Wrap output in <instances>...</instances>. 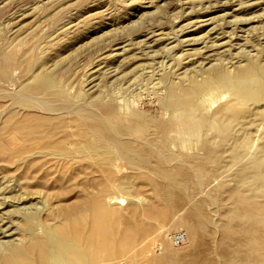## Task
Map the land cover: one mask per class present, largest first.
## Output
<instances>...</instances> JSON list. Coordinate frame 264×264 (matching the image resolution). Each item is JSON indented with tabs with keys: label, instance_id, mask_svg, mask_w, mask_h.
Here are the masks:
<instances>
[{
	"label": "rangeland",
	"instance_id": "obj_1",
	"mask_svg": "<svg viewBox=\"0 0 264 264\" xmlns=\"http://www.w3.org/2000/svg\"><path fill=\"white\" fill-rule=\"evenodd\" d=\"M219 1L0 0V58L13 61L12 67L8 72H3V68L0 66V101L14 99V97L18 98L21 95L24 98L31 97V101H25L21 105H26V103L36 105L34 102L36 99H32L49 98L57 102L67 103L69 112H72L75 108L77 109L78 106H86V108L99 112L100 109L96 103L103 99L115 105L117 112H119V116L117 115L118 120L123 122L136 116H130L131 113H137L143 120H166L172 116L171 111L163 105L166 95V79L168 78L175 82H188L189 77L193 73L194 76L198 73L196 76L197 82L205 83L208 80L207 87L205 86L206 88L198 93L200 97L205 99L201 110L209 114L213 113L216 117L221 114L218 120L219 132L213 134L215 140L211 144L214 147L212 148L213 151H208L210 154L206 151L207 149H204L203 145H195L192 142L193 147L189 142H186V146L182 142L179 143L171 139L172 144L170 146V139L162 140L163 134L155 130L152 125L143 126L139 130H131L130 134H127L129 131L126 132L127 136L132 138L131 140L125 134L123 135V138L126 137L128 141L130 140V143L133 139L134 141L135 139L139 140L136 142L132 141L131 145L140 158L134 163H129L126 158L114 155L108 164L109 171L101 167L103 166L101 161H99L101 165L97 161L100 166L98 167V165H95V161L85 157L79 160L81 165H77L80 172L76 169L77 167L73 168L72 170L75 169L73 175L71 169L66 167L68 169L66 170L64 166H58L57 161L59 159L55 160V162L48 161L49 157H42L43 155H41V159L40 155L36 154L39 155L40 160L36 155L29 156L31 160H34L33 162L30 160V164V161H28L29 157L27 158L28 160L15 158L16 154L14 151L17 146L14 143L9 146V149L5 150L0 145V164L6 165V167H0V219L2 220H0V243L7 241L6 239L9 240L10 237L12 238L11 240H17L21 237L24 211L33 210L32 212L36 214L37 223L47 222L53 218L51 220L55 222V225H58L61 220L63 225L65 224L63 223V218L60 219L61 217L56 216V214H59V210L64 209V207L75 204L74 197L76 195V198L81 194L82 196L92 195L93 192L95 195H98L96 194L98 192L104 195L105 191L110 189L107 191V195L108 193L110 194V196L108 195L109 197L106 196L107 199L113 197L117 200L113 201L112 199V202L109 200V208L112 205L110 209L113 210L114 208L115 212L118 209V212L121 213V216L119 213L115 216H120L121 221L124 220L123 217L132 221L138 215L141 225L150 227V231L148 230L149 236L147 232V237L144 234L141 239L146 237L151 242L148 240L149 243L145 242L147 245L143 244L137 250L136 246L138 245L136 244L141 241L139 238L137 243L129 244L130 246L128 245L127 249L122 251V253L112 257L101 254L99 257L97 256L95 262L93 260L92 264H158L159 262L152 261L153 255H155L154 258L156 254L158 258H161L169 252L172 255L164 259L161 264H180L182 260L186 261L184 264H226L222 250L220 252V248L217 251L215 250V246L216 249L220 246V239L223 235L224 230L221 229V226L232 221V216H235L233 209L236 208L234 206L237 205L236 199L239 196H254L253 187H250L247 180V175L253 171L251 161L249 163L248 161L251 155L254 154L255 156V154L264 152V0H240L239 2L238 0H229L231 3L225 0ZM204 6L208 9H205ZM219 7L222 11L219 10ZM224 8H227L228 11L230 10L236 16L230 11L227 14V10ZM235 10L237 12L241 11L237 13ZM204 17L209 20L210 25L209 22L207 23L208 25H202ZM232 17L238 18V20L236 19L235 21ZM242 17L244 18L240 19ZM246 17H248V20ZM199 18L202 20H199ZM211 24H213V27L217 24V27H214L215 30L211 27ZM237 24H241L240 27ZM196 27L197 29H195ZM245 28L248 29L245 30ZM210 29L211 31H209ZM224 29H229L231 32ZM178 32L180 33L178 34ZM182 32L184 33L181 34ZM226 32L228 33L226 34ZM204 33H210V36L207 34V37V35H203ZM243 33H245V37ZM194 34H199V36L195 37ZM145 36L148 38H145ZM226 36L228 39H226ZM209 37L210 39L207 40ZM197 38L200 39L197 40ZM237 38H239L240 42H238ZM187 39L189 41L192 40V42L190 41L189 44ZM223 39L226 40L222 41ZM150 40L153 41L151 42ZM184 40L186 43H184ZM236 40L238 41L236 42ZM147 43L151 44L149 48L146 46ZM209 43H212L215 47L212 44L209 45ZM179 44L182 46L180 47ZM203 47L206 48L203 49ZM197 48L199 51L202 48L203 50L200 52L205 53V55L200 52L198 54ZM147 49L149 51H146ZM185 50L187 51L186 53ZM204 50L212 51V54L207 51L210 54V58L207 57L208 54ZM195 51L196 53H194ZM211 56H215L214 59L219 58L218 61L220 63L216 64H219L220 67L212 70V74L205 75L202 68H205L206 65L209 66L211 64L209 62H213L214 59L212 60L213 57ZM202 57H204V60H202ZM199 58H201V61ZM189 59L190 61H188ZM29 65L36 70L40 66H44L52 71L56 83H51L50 90L34 91L26 87L28 79H25L28 76L27 72L30 71ZM96 69L102 70L97 71ZM197 70L198 72H196ZM241 70H245L244 75L241 74ZM100 73L102 76H99ZM90 81L98 82L92 83V86ZM98 84L99 88H97ZM93 87L94 90L90 92L88 89H93ZM86 89L88 92H86ZM91 96L97 98L99 96V98L95 99V97ZM218 107L222 110V113H215ZM15 114H18L17 116L19 117V112ZM2 118L1 121H3ZM1 121L0 139L2 136L1 130L3 129ZM207 130L209 132L214 131L210 130V128ZM167 131H169L168 134L170 133L167 138L174 136L175 130L170 131L169 129ZM244 134L243 142L237 145L235 141ZM165 141L166 143H164ZM220 141L223 142L221 147L218 144ZM178 143L180 146H178ZM163 144L166 145H164L165 149ZM188 145L190 148H188ZM183 146H186L191 155ZM161 149L168 151L163 152ZM234 149L241 150V154L235 156ZM169 150H171V153L174 152L172 156H170ZM214 152H216L215 155ZM180 153L182 155L184 153V156H180ZM47 158L48 160H46ZM36 159H38V162L35 161ZM88 159L91 160V163ZM25 160H27L26 166ZM42 161L47 162L44 164ZM21 162L23 163L21 164ZM28 162L30 165H28ZM151 162L152 164H160L159 166L164 169L154 171L151 167ZM53 163L58 164L59 170L57 167L55 171H52V168L56 167L55 164L54 166L51 165ZM84 163L89 165L88 167L85 165L86 170L83 167ZM40 164L42 168L39 169ZM48 164H50L51 168H47ZM245 164L248 166L243 167ZM27 165L31 167L27 169ZM44 165L47 171L43 169ZM92 165L93 167H91ZM13 167L15 168L13 169ZM94 167L98 172L93 169ZM91 168L93 170L90 171L89 169ZM99 168L102 169V172L104 170L103 174L101 171L99 172ZM19 169H21L20 173ZM38 169L39 171L37 172ZM65 170L67 172H64ZM49 171L54 172V174L52 172L49 174ZM163 171H166V174L171 172L170 174L176 178L178 177L177 182L175 184H167L168 177ZM68 172L69 174H66ZM76 172L79 176L74 177L72 180H67L71 176H75ZM44 175L50 177L48 178ZM88 175L90 176L88 177ZM103 175H105L106 181L102 179L104 178ZM57 177L62 179L59 181ZM97 177H101L105 184L103 181L100 184L99 181L101 179H97ZM110 177L115 182L111 180L106 185L107 179H110ZM79 178L82 179L80 180ZM82 180L85 186L81 185L80 182ZM119 181L128 182V186L116 188L119 187ZM75 182L78 183L76 184ZM116 182L118 185L115 184ZM70 183L72 184L71 187L70 185L68 186ZM96 183L101 186L96 185ZM111 183L114 185L108 186ZM93 184L96 188L93 187L92 189ZM63 188L64 190L66 188L65 192L62 190ZM173 188L180 190V193H171ZM86 189L90 194L85 192ZM104 189L105 191L103 192ZM72 198L75 201L73 204ZM54 199L57 200V204ZM66 199L68 200L66 201ZM256 199L259 201L263 200L262 198ZM61 200H65L69 204L67 205ZM59 203L61 207L63 206L62 209H57L58 206L60 207ZM148 203L151 204L149 205ZM196 205L200 208L201 217L205 221L204 226L197 228V234H193L192 232L194 231L187 229L190 225L188 223L189 220L188 222L185 221L187 224L183 222L191 217L190 222L193 223L196 217L194 214H190ZM53 207L54 211H58L55 214L52 211ZM163 213H166L164 214L165 216ZM47 216L49 218L46 220ZM181 217L184 219H181ZM9 220L13 223H8ZM55 220L60 221L56 223ZM215 225H218V227ZM16 226H19V228ZM14 227L17 229H14ZM190 229L193 230L191 227ZM16 231L19 233L15 234L17 233ZM219 232L220 234H218ZM178 234L181 236L180 238H177ZM192 234L197 236L193 238ZM240 234L244 236V233ZM255 234L258 235V233ZM5 235L7 236L6 239ZM241 236L239 235V237ZM3 237L4 239L2 240ZM216 239L219 242L218 244L215 243ZM149 244L153 247L146 248ZM134 245L136 251L133 250ZM251 246L249 244L247 248ZM133 251L134 253H132ZM217 254L221 256L218 258L219 255Z\"/></svg>",
	"mask_w": 264,
	"mask_h": 264
},
{
	"label": "bare ground",
	"instance_id": "obj_2",
	"mask_svg": "<svg viewBox=\"0 0 264 264\" xmlns=\"http://www.w3.org/2000/svg\"><path fill=\"white\" fill-rule=\"evenodd\" d=\"M225 1H229V0H225ZM232 1H234V0H232ZM239 1L240 0H238V2ZM238 2H236V3H238ZM212 4H211V7H212ZM217 4H220V3H217ZM238 5H240V4H238ZM205 6H207V5H205ZM205 6H204V8L208 9L207 8L208 6L207 7H205ZM213 6H214V4H213ZM224 9L227 10V8H224ZM219 10H221L220 7H219ZM229 11L227 10V14ZM239 11H241V10H239ZM224 12H225V10H224ZM231 13L233 15H235L233 12H231ZM219 15H220V13H219ZM206 18H207V16H206ZM210 18H211V23H212V16ZM243 18L244 17H242L240 19H243ZM246 18L248 20V17H246ZM232 19L235 21H236V19L238 20V18H233V17H232ZM184 20H185V18H184ZM190 20L192 21V19H190ZM199 20H202V19L199 18ZM220 20L222 21V19H220ZM220 20H218V21L220 22ZM250 20H251V17H250ZM227 21L231 22L229 20H227ZM198 22H200V21H198ZM198 22H197V24H198ZM208 22H209V20L205 19V17H204V19L202 20V25L204 26ZM187 23H189V22H187ZM184 24H186V23H184ZM213 24H211L212 25L211 27H213ZM226 24H227V22H226ZM209 25H210V22H209ZM216 25H214V27ZM240 25H238V26L240 27ZM211 27L209 26V28H211ZM229 27H231V25H229ZM242 27H241V29H242ZM195 29H197V27ZM246 29H248V28H245V30ZM214 30H215V28H214ZM216 30H218V29H216ZM195 31H197V30H195ZM209 31H211V29ZM225 31L231 32L229 29L228 30L226 29ZM198 32H200V31H198ZM179 33L180 32H178V34ZM183 33L184 32H182L181 34H183ZM202 33H203V31H202ZM227 33L228 32H226V34ZM207 34L204 33L203 35H207ZM236 34H237V32H236ZM243 34L245 37V33H243ZM208 35H207V37H208ZM193 36H190V37L194 38ZM196 36H199V34L195 35V37ZM215 36H216V32H215ZM234 36H236V35H234ZM146 37L147 36H145V38ZM230 37H231V35H230ZM213 38H215V37H213ZM157 39H156V41H157ZM199 39L197 38V40H199ZM209 39H210V37L207 38V40H209ZM226 39H228V37ZM226 39H223L222 41H224ZM237 39L239 40V38H237ZM197 40H194V41H197ZM204 40H206V38H204ZM211 40H210V42H211ZM232 40H233V38H232ZM238 40H236V42ZM150 41L152 42L153 40H150ZM187 41H189V40L187 39ZM190 41L192 42V40H190ZM190 41L188 42L189 44H190ZM177 42H178V39H177ZM238 42H240V40ZM181 43L183 44V42H181ZM184 43H186L185 40H184ZM114 44H112V45H114ZM211 44L209 43V45H211ZM228 44H229V42H228ZM119 45H121V44H119ZM144 45H146V44H144ZM149 45H151V44L147 43L146 46L149 48ZM156 45H158V43H156ZM232 45L234 46V44H232ZM179 46H180V44H179ZM143 47H145V46H143ZM155 47H157V46H155ZM115 48H113V49H115ZM204 48H206V47H203V49ZM152 49H151V51H152ZM203 49L201 48L200 51ZM214 49H217V48H214ZM225 49H227V48H225ZM180 50H182V49L180 48ZM209 50H211V49H209ZM146 51H149V49H147ZM153 51H154V49H153ZM197 51H198L197 52L198 54L201 53L198 48H197ZM204 51H206V50H204ZM207 51H206V53H207ZM214 51H216V50H214ZM118 52H120V51H118ZM186 52L187 51L185 50V53ZM209 52L210 51H208V53ZM220 52H222V51H220ZM194 53H196V51ZM210 53L212 54V51ZM201 54L205 55V53H201ZM222 55H224V54H222ZM204 57H206V56H204ZM204 57H202V60H204L203 59ZM207 57L210 58V54H208ZM211 57H213V56H211ZM214 57L212 58V60L214 59ZM218 59L219 58H215L213 60V62L208 61L211 64L209 66L206 65L205 68H202V66H201L202 64L200 62V64H201V65L199 64L200 67L202 69H204V72H203V70H202V72L205 73V75L206 74H208V75L212 74V70L220 67L219 64H216V63H220L218 61ZM199 60L201 61V58H199ZM188 61H190V59ZM104 62H105V60H104ZM188 63H191V62H188ZM204 63H206V62H204ZM12 64H13V61L3 60V58H0V66L3 68V72H8L11 69ZM194 65H195V63H194ZM101 66H103V65H101ZM101 66H99V67H101ZM29 67H30V65H29ZM96 70L98 71V70H102V69H96ZM196 72H198V70ZM240 72L242 75H244L245 70H241ZM199 73H200V71H199ZM193 74L189 77L188 82H184V81L175 82L173 80H169L168 78L166 79V83H165L166 95H165V100L163 102V105L168 110L171 111V115H172L171 117H169L166 120H160V119H155L153 121L143 120L142 117H139V115L137 113H131L132 115L130 114V116L136 115L137 117L135 116L136 117L135 118L133 116L134 118H129V120H125L123 122L121 120H118V116H119L118 113L119 112H117V110H116L117 108L115 107V105H113V103H110V102L105 101L103 99L101 101H99L98 103H96V105L99 106V109H100L99 112L96 110L89 109L88 107L86 108V106L85 107L84 106H80V107L78 106L77 109L76 108H75V110L72 109L73 111L69 112L70 110L69 111L67 110L68 109L67 107L69 106V105L67 106V103L57 102L56 100L49 99V98L41 99V100H38L40 98L32 99V100L36 99L34 101L36 103V105L31 104V103L30 104L26 103V105H21L25 101H28V100L31 101V99H30L31 97L30 98H24V97H21V95L18 98L14 97V99H10V100H6V99L3 100L2 99L3 101H0L1 102L0 103V121H1V117H3L2 118L3 121H1L2 122L1 124L3 125V129L1 130L2 136L0 139V145L5 150L7 148L9 149V146L14 143V145L17 146V147L15 146L16 148H15L14 152H15L16 156L15 155L14 156H15V158L18 157L21 160L27 159L29 156L36 155V154H39L40 158H41V155H43L42 157H44V156L49 157V160H48V158L46 159L48 161H54L55 162V160L59 159L57 161V163L59 165L58 164L57 165L58 166L62 165V167L64 166L65 169H66V167L71 169L73 175H74L75 169L74 170H72V169L76 168V167H77L76 169H78L77 165H81V162L79 160L82 158H85V157L95 161L96 166L98 165L97 161L98 162L101 161L103 164V166H101V167L102 168L104 167V169L106 171H109L108 164H109L110 159L113 158L114 155L126 158L127 160H129V163L136 162L137 159H139L140 157L137 156L136 150L131 145V143H132V141H134V139L130 143V140L132 138H130V136H127V134H130L131 130L132 131L137 130V129L139 130L143 126H151L152 125L155 130H157L158 132H161V134H163L162 135L163 137H161L162 140L170 139V143L168 141L169 145L172 144V140H175L176 142L178 141L179 143L182 142V144H184V145H186V142H189L190 144L192 142V143H195V145L196 144L197 145L198 144L203 145L204 149H207L206 150L207 152L213 151L212 148L214 146L212 147L213 144H211V143L213 142V140H215V138H213V134L215 132L216 133L219 132L220 127H219L218 120L221 117V116H219L221 114H218L216 117V116H214L213 113L209 114L208 112H204L201 110L203 107V104L205 102V99L200 97L198 93H199V91H202L207 87L206 84L208 83V80L205 83L197 82L196 80H198V79L196 76L198 75V73L196 76H194ZM27 75H26L27 78L25 77L26 78L25 80L28 79L27 83H26V87L28 89H31L34 91L50 90L51 85H52L51 83H56V80L54 79V77L52 75V71L48 68H45L44 66H40V68H38L37 70L35 68L30 67V71L27 72ZM99 76H102L101 73ZM98 81H96V82H98ZM103 81H104V79H103ZM96 82L92 81L91 84L96 83ZM59 83H61V82H59ZM23 84H24V82H23ZM92 86H93V84H92ZM94 87H93V89L90 88L92 90H90V89H88V90L91 92L94 90ZM97 88H99V84H98ZM88 90L86 92H88ZM0 93H1V91H0ZM95 96H91V97H95ZM26 97H28V96H26ZM96 98L97 97H95V99ZM98 98H99V96H98ZM91 99H94V98H91ZM34 102H32V103H34ZM64 103H65V105H64ZM219 107L216 109L215 113L216 112L222 113V110H220V108L223 107V105H221L220 108ZM17 112H19V117L17 116L18 114H15ZM69 114H71V115H69ZM120 115H123V114H120ZM120 117H122V116H120ZM125 117H127V116H125ZM215 117H216V119H214ZM125 122H127V123L125 124ZM209 128H210V130H214V131L209 132L207 130ZM169 129H170V131L175 130L174 136L167 138V135L170 134V133L168 134L169 131H167ZM128 131H129V133L126 134V132H128ZM152 132H154V131H152ZM165 133H166V135H165ZM124 134L126 135V137H128L130 139L129 141L126 139V137L123 138ZM157 135H159V134L157 133ZM161 138H160V140H161ZM244 138H245V134L243 136L239 137V139L235 141V142H237L236 144L239 145L241 142H243ZM137 140L135 139L134 142H136ZM154 140H156V139H154ZM159 142H163V141H159ZM164 143H166V141ZM222 143H223L222 141L218 142L220 147L222 146ZM164 145L165 144H163V146ZM165 146H164V149H165ZM178 146H180V144ZM186 146H183L184 149H186V151H189V150H187ZM191 146H192V144H191ZM173 147H174V145H173ZM173 147H172V149L174 150ZM12 148H14V147H12ZM188 148H190L189 145H188ZM217 148H218V146H217ZM0 149H1V147H0ZM161 150H163V149H161ZM154 151H156V150H154ZM167 151L163 150V152H167ZM169 151L171 153V150H169ZM238 151H239L238 149H234V153H235L234 155L235 156H237L238 154H241V150L239 152ZM159 152H161V151H159ZM216 152H218V150H216ZM216 152H214V155ZM152 153H153V151H152ZM172 154H174V152L171 153L170 156H172ZM189 154H190V151H189ZM39 155H36V156L40 160ZM168 156H169V154H168ZM180 156H184V153H183V155L180 153ZM253 156H254V154L250 156V159L248 161V163L251 161V166L253 167V171L247 175V177H248L247 180H248V183L250 184V187H253L254 196L253 197L239 196L236 199L237 205L234 206L236 208L233 209L235 216H232L233 217L232 221H229L226 225L221 226V229L224 231H223V235L221 236L222 238L220 239V246L217 249L215 246L216 251L219 248H220L219 252L222 250V255H223L224 260H225L224 262L226 264H264V152H262V153L260 152L258 154H255L254 157ZM173 157H176V156H173ZM31 158H33V157H31ZM38 159H36L35 161L38 162ZM89 159H88V161L91 163V160H89ZM16 160H18V159H16ZM27 160H25V166L27 164L26 163ZM30 160L31 159L29 157L28 161H30ZM31 161L33 162L34 160L32 159ZM31 161H30V164H31ZM93 161H92V163L94 165ZM46 162H43V163L45 164ZM86 162H87V160H86ZM15 163H16V161H15ZM22 163L23 162H21V164ZM8 164H9V162H8ZM30 164L28 162V165H30ZM54 164L55 163H53L51 165L54 166ZM82 164H83V162H82ZM150 164H152V162ZM154 164L151 165V167L154 169V171L155 170L161 171V169H164L162 166H159L160 164H157V163L155 165ZM247 164L243 165V167H247L248 166ZM57 165L55 164L56 167L52 168L53 170L52 169L51 170L55 171V169L58 167ZM85 165L87 167L89 165L87 163H84L83 167L86 170ZM93 165L91 167H93ZM99 165H101V163ZM99 165H98V167H100ZM4 166L6 167L5 164H0L1 168ZM48 166H47V168H51L50 164H48ZM29 167H31V166H28L27 169H29ZM14 168L15 167H13V169ZM40 168H42L41 164H40L39 169ZM45 168H46V166L43 167V169H45ZM27 169H26V171H27ZM39 169L37 170V172L39 171ZM93 169H95V167ZM93 169L91 168L89 170L91 171ZM100 169L101 168H99V172L101 171V173L103 174L104 170L102 172V169L101 170ZM19 170H20L19 171V173H20L21 169H19ZM58 170H59V167H58ZM66 170H68V169H66ZM66 170L64 172H67ZM78 170H76V171H78ZM11 171H12V169H11ZM71 171L69 170V172H71ZM95 171H96V169H95ZM22 172L24 173V171H22ZM51 172L49 174H51ZM69 172L66 174H69ZM79 172H80V170H79ZM96 172H98V171H96ZM165 172L163 171V173H165ZM10 173H12V172H10ZM72 173H70V174L72 175ZM170 173H167V174L165 173L168 177L167 184H175L177 182L178 177L176 178L174 175H172ZM52 174H54V172H52ZM47 175H44V176H47ZM97 175H99V174H97ZM44 176H42V177H44ZM76 176H79L77 172H76L75 176H73V177L71 176L72 178L70 177L67 180H69V179L72 180ZM89 176L90 175H88V177ZM104 176L105 175H103V177ZM52 177H54V176H52ZM59 177H57V178H59ZM44 178H46V177H44ZM57 178H55V179H57ZM61 179L59 178V181ZM79 179L81 180L82 178H79ZM97 179H101V177L100 178L97 177ZM102 179L105 180L106 177H104ZM102 179L99 181L100 184H101V181L104 182V180H102ZM67 180H66V182H68ZM96 180H95V182H96ZM111 180H112L111 177H110V179H107L106 185L109 184ZM56 181H58V179ZM78 182H80V181H78ZM112 182H115V181L112 180ZM80 183L82 186H85L83 183V180ZM118 183H119V187H116V188H121V187L125 188L126 186H128L127 185L128 182H126V181H124V182L119 181ZM63 184H62V186H63ZM72 184H74V183L72 182ZM72 184L70 183V184H68V186L70 185V187H71ZM89 184H91V183H89ZM97 184L98 183H96V185ZM104 184H105V182H104ZM104 184H102V185H104ZM115 184H117V182ZM151 184H153V183H151ZM64 185H66V184H64ZM106 185H105V187H106ZM111 185H114V184L111 183L108 186L111 187ZM117 185H115V186H117ZM153 185H155V184H153ZM79 186H80V184H79ZM99 186H101V185H99ZM86 187L89 188L88 186H86ZM93 187H95L94 184L92 185V189H93ZM95 188H94V190H95ZM113 188H115V187H113ZM67 189H68V187H67ZM83 189H84V187H83ZM105 189H108V188H105ZM105 189L103 190V192L105 191ZM173 189L171 190L172 191L171 193H177V192L180 193V190H178V189L173 190ZM62 190H64V188ZM65 190H66V188H65ZM65 190L63 192H65ZM108 190H110V189H108ZM166 190H169V189H166ZM58 191H59V189H58ZM77 191H78V189H77ZM107 191H105L106 193L104 195L101 192L96 193L98 195H95L94 192L92 195H83L82 196V194H81L80 195L81 197L78 196L79 198L78 197L76 198V196H77L76 195L74 197V200L76 201V203L73 204V202H75V201L72 198V200H73L72 204L73 205H69L66 208L64 207V209H62L63 206L61 207V205L59 203L61 208L57 205L58 206L57 209H62V210H59V212H60L59 214L61 216L57 213L58 212L57 210L54 211V207H53L52 211H54V214L57 213L58 215L56 214V216L61 217L60 219L63 218V223H65L62 225V220H61V222H59L60 220L59 221L55 220L56 223L59 222L58 225L56 224L57 227L55 225V222H53V220H51L53 218L49 219L47 222L43 221V223L42 222L37 223L36 214L34 212H32L33 210H31V211L28 210V211H24V212L22 211L23 212V222L21 225V229H22L21 237L17 240H11L12 238L8 237L9 238V240H8V239H6L7 236L6 235L4 236L7 241H3L2 243H0V264H92L93 260L95 262L97 256L99 257L101 254L112 257L115 255H118L119 253H122V251H125V249H127V246L129 244H132L133 242L137 243L139 238H140L139 240H141V241L140 242L138 241V243L136 244V245H138V246H136L137 250H139V246L145 244V242L149 243L150 239L146 238V237H147V234L149 236L148 230L150 231V229H149L150 227L141 225V223H140L141 220L138 217V215L136 217H134V219L132 221L129 218L125 219L122 216L124 220L121 221L119 218L121 216V213L118 212V209L114 206L117 209V212H115L114 208H113V210L110 209V208H112V205L109 208V206H110L109 204H110V202H112V199H113V201H116L117 199L115 200L112 196H111L112 198L107 199L106 196H108V195L110 196L109 193L107 195ZM85 192H87V194H90V193H88L87 189ZM89 192H90V190H89ZM32 193H35V192H32ZM99 193H101V194H99ZM51 195H53V194H51ZM46 196H47V194H46ZM56 196H57V194H56ZM53 197H51V198H53ZM256 198H259V199L262 198L263 200L259 201ZM76 199H78V200H76ZM54 200H56V199H54ZM59 200L60 199L58 197V201ZM67 200L68 199H66V201ZM107 200H108V202H107ZM109 200H111V201L109 202ZM55 202H56V204L58 203L57 200ZM62 202L66 203L67 205L69 204V203L65 202V200ZM4 203H5V201H4ZM171 203H172V201H171ZM148 204L150 205L151 203H148ZM52 205H53V203H52ZM167 211H165V212H167ZM117 213H119V215H120L119 217L115 216V215H117ZM164 214H166V213H163V215ZM193 214L196 217L194 219V221L192 220L193 223L190 222L191 221L190 216H189L190 219H185L184 222L182 220V222L185 223V221L188 222V220H189L188 223L191 226L189 225L188 226L189 228L186 226L187 229H189V231L190 230L194 231V232H192L193 234H197V228L202 227V225L204 226L205 220L203 217H201L200 208L197 205L190 215H193ZM20 216H21V213H20ZM182 217H181V219H184ZM184 217L186 218V216H184ZM48 218L49 217L47 216V218H45V219L47 220ZM50 220L52 221V223ZM3 222H8V221H3ZM20 222H21V220H20ZM8 223H13V222H11L9 220ZM53 223L55 226L53 225ZM185 224H187V223H185ZM12 226H13V224H12ZM215 226L218 227V225H215ZM16 227L19 228V226H16ZM190 227L193 228V230L190 229ZM14 229H17V228L14 227ZM194 229H196V230H194ZM1 230H3V229H1ZM16 232L17 233H15V234L19 233L18 231H16ZM240 233H244L245 237L241 236L242 234H240ZM255 233H258V235ZM144 234H146V237L145 238L143 237L141 239V237L144 236ZM218 234H220V232ZM239 235L242 238L239 237ZM193 236H194L193 238H195L197 235L196 236L193 235ZM218 236H220V235H218ZM4 237L2 238V240L4 239ZM145 239H147V240L145 241ZM185 239H186V237H185ZM182 241H184V240H182ZM215 243L216 244L219 243V242H217V239H216ZM174 244H175V242H174ZM249 244L252 246L247 248V245H249ZM145 245H147V244H145ZM151 245H152V243H151ZM132 247H133V245H132ZM149 247L152 248L153 246H150V244H149L148 247H146V248H149ZM135 249L136 248L134 245L133 250L136 251ZM150 249H148V250H150ZM134 251L132 253H134ZM152 253H154V251H152ZM170 253L171 252L167 253V255H165L164 257H161V258L160 257L158 258L157 254H156L157 258L156 257L154 258L155 255H153V257L151 256L153 258L152 261L153 262L156 261V262H159L161 264V262L164 259H167L170 255H172ZM216 253H218V252H216ZM217 255H219V254H217ZM220 256L221 255H219L218 258ZM186 259H188V258H186ZM186 259H184V260H186ZM177 260H178V258H177ZM149 261H150V259H149ZM219 261H221V260H219ZM181 262H180V264H181ZM184 262H186V261H183L182 264H184Z\"/></svg>",
	"mask_w": 264,
	"mask_h": 264
},
{
	"label": "built area",
	"instance_id": "obj_3",
	"mask_svg": "<svg viewBox=\"0 0 264 264\" xmlns=\"http://www.w3.org/2000/svg\"><path fill=\"white\" fill-rule=\"evenodd\" d=\"M180 237H181V236L178 234V235H177V238H180Z\"/></svg>",
	"mask_w": 264,
	"mask_h": 264
}]
</instances>
